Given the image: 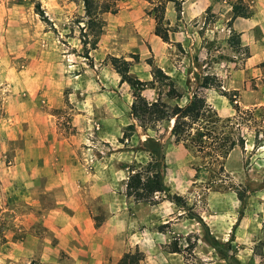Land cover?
Listing matches in <instances>:
<instances>
[{
  "label": "rangeland",
  "instance_id": "374dc122",
  "mask_svg": "<svg viewBox=\"0 0 264 264\" xmlns=\"http://www.w3.org/2000/svg\"><path fill=\"white\" fill-rule=\"evenodd\" d=\"M175 1L179 18L173 0H95L114 12L100 14L103 33L92 47L81 0H0V264H71L58 237V162L105 185L81 203L92 219L84 228L119 238L110 264L127 262L126 253L139 254L138 264H225L190 214L222 243L233 235L236 260L264 264V65L248 64L239 35L234 42L231 1ZM160 18L167 42L154 34ZM111 57L130 62L149 102L159 96L173 107L203 97L222 120L217 127L244 146L208 166L174 143L167 123L143 130L129 113L133 89L120 83ZM148 62L180 97L149 83ZM146 134H162L165 184L184 208L164 194L151 203L125 197L130 169L148 159L137 149Z\"/></svg>",
  "mask_w": 264,
  "mask_h": 264
},
{
  "label": "trees",
  "instance_id": "16d2710c",
  "mask_svg": "<svg viewBox=\"0 0 264 264\" xmlns=\"http://www.w3.org/2000/svg\"><path fill=\"white\" fill-rule=\"evenodd\" d=\"M84 6V14L87 18V29L93 34L94 40L92 47L98 41V37L103 33L104 20L100 18V14L104 12H114L105 5L104 8L98 6L95 0H81ZM231 1V20L236 17L247 18L251 11L244 0H227ZM176 7L177 17H180L181 6L180 2L173 0ZM42 15L41 10H37ZM170 30L163 25L162 18H160L154 26V34L162 41L169 40ZM234 42H238V34L233 32ZM134 61H138V57L134 56ZM110 63L116 73L120 76V83H127L133 89V101L130 105V117L135 123L142 127L143 130L152 128L156 124L167 123L165 132L173 138L174 143H181L185 147L194 148L205 159L206 165L211 166L220 163L228 153L235 147H243V138L233 137V131L221 130L217 124L222 120L217 114L212 111L205 103L203 97L193 94L192 97L183 105L176 103L170 107L164 102L161 97H157L154 101H147L141 94V90L146 82L130 76L129 66L130 62L117 57H111ZM151 67L152 79L149 83H157L159 86L167 87V92L174 96L180 97V94L175 89L174 81L160 68L151 62H148ZM264 65V63H261ZM209 76L202 78L201 87L208 88ZM238 109V108H237ZM239 111V109L237 110ZM228 121V120H227ZM135 124L131 123L127 126L128 129H134ZM222 127V126H221ZM223 128V127H222ZM122 141L121 139L119 140ZM137 149L147 154V161L143 165L131 168L125 182L124 195L127 198L133 199L134 202H153L156 194H164L174 204L182 208L185 204L182 200L174 199L169 193V189L165 184V152L164 140L162 134L158 136H151L146 134L143 140L139 142ZM242 202L245 197L239 194ZM241 215V213H240ZM190 218L196 219L203 229L204 240L213 248V250L221 257L225 264H245L236 260L233 253L234 240L233 235L222 243L216 240L209 232L208 227L204 224L202 219L196 215H189ZM178 252L176 248L172 250ZM123 258H127L125 262L123 259L118 264H138L141 256L124 254Z\"/></svg>",
  "mask_w": 264,
  "mask_h": 264
},
{
  "label": "crops",
  "instance_id": "0c3cea01",
  "mask_svg": "<svg viewBox=\"0 0 264 264\" xmlns=\"http://www.w3.org/2000/svg\"><path fill=\"white\" fill-rule=\"evenodd\" d=\"M247 1L250 16L233 19L232 30L239 35L242 45L248 48V64L256 66L264 63V0ZM58 186L64 190L58 195V237L68 243L65 249L70 251V263L110 264L111 258L116 260L121 253L117 235L105 227H83V224H91L92 219L82 209L81 201H95L99 197L95 194V186L105 185L83 174L76 178L66 165L58 162ZM103 189L106 192V187Z\"/></svg>",
  "mask_w": 264,
  "mask_h": 264
}]
</instances>
